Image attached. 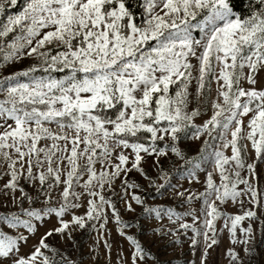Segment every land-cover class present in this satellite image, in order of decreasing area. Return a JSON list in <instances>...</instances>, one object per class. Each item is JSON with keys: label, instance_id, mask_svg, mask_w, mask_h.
<instances>
[{"label": "snow or ice", "instance_id": "1", "mask_svg": "<svg viewBox=\"0 0 264 264\" xmlns=\"http://www.w3.org/2000/svg\"><path fill=\"white\" fill-rule=\"evenodd\" d=\"M17 3L0 0V67L25 57L32 63L0 75V201L9 209L0 213V264H79L47 242L58 234L76 245L79 230L96 233L93 258L103 240L111 264L104 238L109 209L133 248L131 264H160L126 235L123 228L132 225L105 192L129 211L132 201L144 205L161 221L152 230L161 237L179 244L186 236L200 248L199 264H208L209 249L219 242L215 222L222 218L220 231L227 229L231 243L241 246L227 249L229 264H253V220L264 237L256 164L264 165V0H249L246 13L234 0H139V19L127 0H23L11 11ZM208 105L211 115L194 123ZM189 133L194 140L205 137L195 155L178 144ZM169 152L182 163L165 167L160 157ZM153 155L155 177L141 164ZM133 170L159 194L183 198L189 207L147 206L135 192L142 186L129 179ZM200 171L206 176L202 192L179 182L199 183ZM194 200L201 201L199 210L191 207ZM229 200L239 214L222 210ZM246 203L256 207L245 209ZM52 217L55 224L22 254ZM118 264L128 262L121 255Z\"/></svg>", "mask_w": 264, "mask_h": 264}, {"label": "rangeland", "instance_id": "2", "mask_svg": "<svg viewBox=\"0 0 264 264\" xmlns=\"http://www.w3.org/2000/svg\"><path fill=\"white\" fill-rule=\"evenodd\" d=\"M13 9H11L12 11ZM11 35V34H10ZM195 62V61H193ZM32 63V60L30 58H22L18 61H13L9 64H5L3 67H0V75H8L10 72L19 71L21 69H24L29 66V64ZM56 75H59L56 73ZM195 87V82L190 86V91H193ZM215 97V82H213V91H212V98ZM195 102L191 103L189 105V109L194 107ZM212 109L211 106L208 105L207 112H203L200 116H197L194 118V123L201 124L205 119H207L211 115ZM247 120V117L244 118ZM54 127V126H53ZM215 135V133H213ZM191 133L188 134V137H182L181 140L178 142L179 146L182 150H184L188 155H195L199 149L202 141L205 139L204 136H201L199 139H191L190 138ZM230 138V137H229ZM167 139V137L165 138ZM209 140L211 142V138L209 137ZM45 141H41L40 144H44ZM50 143V142H49ZM218 143V142H217ZM126 152L130 151L125 150ZM249 152H252L251 146L249 144ZM226 154H231L230 149L226 150ZM143 155V154H142ZM171 157V159H169ZM154 155L153 156H146L145 160L141 161V164L145 170V172L152 177L157 176V170L155 167H153L154 162ZM161 162L165 165V167H171L173 162L180 164L181 161L176 160L174 156L169 152L168 157H160ZM257 175L260 177V185L262 188H264V165L260 164V162L257 160ZM100 166L97 165V168ZM246 171V170H245ZM199 175V183L193 180L191 183H189L188 180H181L179 181L181 184H183L184 188H191L193 192H202L204 188L206 187L204 181L206 179L205 173L203 171H200L198 173ZM129 179L139 183L142 188L136 189L135 192L138 195H141L149 207H173L177 211H184L186 210L189 205L183 204L182 206V200L183 198H173L170 195H161L159 194L154 187L149 186V183L146 179H144L139 172L133 170L132 172H129L128 174ZM214 179L219 182V176L218 174L214 173ZM2 182V181H0ZM23 183V181H21ZM119 183L120 181H116V188L119 192ZM173 184L177 183L176 179H173ZM27 187V185H25ZM62 187V186H61ZM239 187H243V185H240ZM77 191H80L79 188L76 189ZM31 191V189H29ZM106 196H109L110 199H112L116 207L119 211L121 219L131 224V227L123 228V231L126 233V235H132L136 239L140 241L142 246L147 251H150L153 256H155L159 261L160 264H192L193 261H196V264H199V258L201 255L200 248L197 246V248L193 249L190 241L188 238L184 235L180 236V240L182 243H174L171 241V238L168 237H161L159 234L154 233L152 230L156 228L161 221H158L154 214H147L144 212V205L137 204L135 201H132V208L134 211H129L125 208V206L119 202V198L116 195H110L108 192H105ZM219 203V202H217ZM25 207H27V203L25 202ZM34 206L39 207L40 204L37 203ZM191 207L196 208L197 210L201 207V201L200 200H194ZM222 210L226 211L228 213L233 214H239L241 212L240 206L233 205V203L229 200L226 204L222 205ZM249 207L255 208V205H249L245 204L244 208L247 209ZM9 209H6L2 205V201H0V213H4L8 211ZM14 210V209H13ZM86 209L80 208L76 209V214H82ZM257 213L259 214V209L257 208ZM109 211V220L108 223L105 225L104 229V238L107 239L108 243L111 246V264H118V257L122 255V257L127 260L128 264H131V261L129 259L130 254L133 250L130 242L126 239V236L120 235V226L117 225L114 219L111 218V211ZM199 214V212H198ZM67 218V217H66ZM186 220L191 222V217H185ZM264 219V217H262ZM55 218H45V222L43 226H39L38 232L35 237H31L29 240V244L26 246H23L21 248L22 254H27L31 250V245L35 242H37V239L40 235L44 233V231L50 227H52L53 224H55ZM167 222L166 220L164 221ZM216 229H217V239L218 244L213 245L210 251V256L208 260V264H229V258L227 256V249L230 247L236 248L237 251H240L241 246L240 245H233L231 243L230 234L227 229H224L223 231H220V229L223 226V219H218L216 222ZM249 223V220L246 218L244 221L241 222V225L238 226L237 236H241L242 233H240L239 228L240 227H247ZM252 227L256 231V249H257V255L253 258V264H264V237H261L259 229V220H253L252 221ZM5 231L12 234L14 230L9 228H4ZM183 230H181L182 232ZM191 231L188 232V236H191ZM211 235V233H210ZM74 236L76 237V245L71 244L70 242H65L61 240L60 236L58 234H53V236L48 237L47 242L60 248L61 250H66L67 256L72 259L79 262V264H107L108 257H107V250L104 247L103 240L99 242V252L100 255L95 256L94 258L89 255L90 253V245L93 243V240L96 237V233L92 232L89 236V234H86L84 230H79L74 233ZM241 255H243V252H241ZM147 264H155L154 261L149 260Z\"/></svg>", "mask_w": 264, "mask_h": 264}, {"label": "trees", "instance_id": "3", "mask_svg": "<svg viewBox=\"0 0 264 264\" xmlns=\"http://www.w3.org/2000/svg\"><path fill=\"white\" fill-rule=\"evenodd\" d=\"M22 3H23V0H18L17 6H15L12 11L18 10ZM127 3L131 6L133 11L137 13V18L139 19V12H140V9L138 7L139 0H127ZM234 3L236 5L237 11L241 13H246L248 11L249 0H234Z\"/></svg>", "mask_w": 264, "mask_h": 264}]
</instances>
